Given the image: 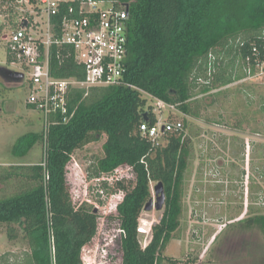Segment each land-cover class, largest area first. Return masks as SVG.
Wrapping results in <instances>:
<instances>
[{
	"label": "trees",
	"instance_id": "obj_1",
	"mask_svg": "<svg viewBox=\"0 0 264 264\" xmlns=\"http://www.w3.org/2000/svg\"><path fill=\"white\" fill-rule=\"evenodd\" d=\"M111 1L128 6L125 81L136 89L75 90L68 100L67 122L52 124L48 130L45 165L42 161L11 165L0 172V182L17 188L14 194L0 198V226L7 227L11 240L22 235L30 250V264H83L82 250L96 237L99 216L89 204H73L66 168L77 150L103 138L102 157L96 158L90 176L111 174L122 167L132 175L131 187L121 186L124 196L116 206L121 264H164L163 253L180 227L190 148L182 134L167 135V143L159 148H152L141 137L139 126L156 121L142 93L198 117L190 101L199 79H208L210 57L225 54L241 40L237 50L242 59L252 66L264 62V0ZM56 63L53 58L52 65ZM54 75L83 77L72 59ZM209 75L213 80L200 85L201 93L238 79L226 72ZM43 143V131L28 132L16 140L11 154L24 158ZM158 182L164 187L165 205L159 222L151 228L149 243L142 247L138 220L151 199V184ZM244 223L264 233L263 214Z\"/></svg>",
	"mask_w": 264,
	"mask_h": 264
},
{
	"label": "rangeland",
	"instance_id": "obj_2",
	"mask_svg": "<svg viewBox=\"0 0 264 264\" xmlns=\"http://www.w3.org/2000/svg\"><path fill=\"white\" fill-rule=\"evenodd\" d=\"M24 4L0 1V69L20 71L9 63L3 36L15 26L20 9L27 8ZM241 44L238 40L225 54L210 57L208 79L201 78L200 85L212 82L209 74L213 73L226 72L238 79L207 93H201L199 85L190 101L198 117L185 115L175 107L161 113L170 122L182 123L183 130L177 134L188 139L190 148L180 227L163 253L164 264H264V233L258 226L247 227L244 223L248 218L264 215V62L248 64L238 53ZM216 60H224V64L219 67ZM28 95L27 75L20 83L0 77V172L11 165L42 161L40 144L24 158L11 154L19 137L42 131L40 113L27 105ZM142 97L146 107L153 110L155 101L145 93ZM155 114L160 116L157 108ZM104 141L105 138L77 150L66 168L73 204H89L99 216L97 235L82 250L83 264H121L116 206L124 196L121 186L131 187L132 175L122 167L105 177L90 176L96 158L102 157ZM162 143H167V136ZM155 185L151 184L153 200ZM16 191L15 185L0 182V198ZM162 212L163 209L143 211L140 215L142 247L144 241L149 243L151 228L159 222ZM16 230L19 232L17 227ZM29 254L20 233L11 240L7 227L0 226V264H30Z\"/></svg>",
	"mask_w": 264,
	"mask_h": 264
},
{
	"label": "built area",
	"instance_id": "obj_3",
	"mask_svg": "<svg viewBox=\"0 0 264 264\" xmlns=\"http://www.w3.org/2000/svg\"><path fill=\"white\" fill-rule=\"evenodd\" d=\"M7 1L21 6L24 2L27 7L20 9L15 26L3 39L7 41L9 63L19 68L15 72L22 73L24 78L27 75V105L40 113L44 133L41 165L44 166L48 130L52 124L67 122L68 100L75 90L111 86L136 89L125 81L129 55L128 6L111 0ZM53 58L57 61L55 66ZM71 59L80 67L82 79L55 76ZM259 64L262 63L256 65ZM152 99L155 102L151 112L156 121L151 126L143 122L139 132L152 148H159L167 135L180 133L183 125L162 117V112L174 106Z\"/></svg>",
	"mask_w": 264,
	"mask_h": 264
},
{
	"label": "water",
	"instance_id": "obj_4",
	"mask_svg": "<svg viewBox=\"0 0 264 264\" xmlns=\"http://www.w3.org/2000/svg\"><path fill=\"white\" fill-rule=\"evenodd\" d=\"M0 77L5 81H10L14 83H20L24 79V75L20 72H15L6 69H0ZM144 118H146V114H144ZM155 200L150 199L144 207L145 212H150L152 210L161 211L165 205V192L164 187L161 182L156 183L153 187ZM142 236L147 234L141 232ZM140 236V235H139ZM147 244V241H144ZM141 244V242H140ZM145 244V245H146Z\"/></svg>",
	"mask_w": 264,
	"mask_h": 264
}]
</instances>
